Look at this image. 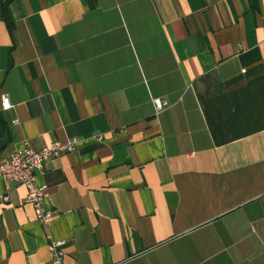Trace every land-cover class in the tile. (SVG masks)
Segmentation results:
<instances>
[{
    "label": "crops",
    "instance_id": "1",
    "mask_svg": "<svg viewBox=\"0 0 264 264\" xmlns=\"http://www.w3.org/2000/svg\"><path fill=\"white\" fill-rule=\"evenodd\" d=\"M69 139L0 264H264V0H0V160Z\"/></svg>",
    "mask_w": 264,
    "mask_h": 264
},
{
    "label": "built area",
    "instance_id": "2",
    "mask_svg": "<svg viewBox=\"0 0 264 264\" xmlns=\"http://www.w3.org/2000/svg\"><path fill=\"white\" fill-rule=\"evenodd\" d=\"M244 72V70H242ZM155 112H160L166 105L160 98H153ZM11 105L6 95L2 97V107L9 108ZM100 140L101 137L97 136ZM76 149V140L69 139L64 142L52 141L39 148H32L25 144L22 149L13 151L7 158L0 160V179L6 185L10 183L21 184L26 189L24 202L30 204L35 212L37 222L48 226L54 215V210L49 205L48 192L45 185L36 181V172L42 170L43 164L61 153L73 152ZM7 195L0 196V201H8ZM63 240H51L48 249L51 254V264H61L64 256Z\"/></svg>",
    "mask_w": 264,
    "mask_h": 264
}]
</instances>
